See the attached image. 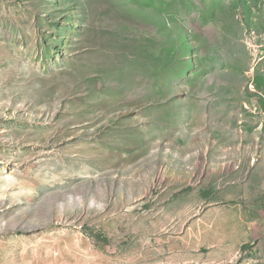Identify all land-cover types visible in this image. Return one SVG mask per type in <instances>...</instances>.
<instances>
[{"label":"rangeland","instance_id":"374dc122","mask_svg":"<svg viewBox=\"0 0 264 264\" xmlns=\"http://www.w3.org/2000/svg\"><path fill=\"white\" fill-rule=\"evenodd\" d=\"M0 264H264V0H0Z\"/></svg>","mask_w":264,"mask_h":264}]
</instances>
